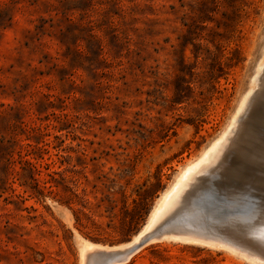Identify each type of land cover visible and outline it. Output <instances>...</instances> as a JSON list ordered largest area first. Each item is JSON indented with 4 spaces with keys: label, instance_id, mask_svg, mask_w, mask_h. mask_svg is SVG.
Masks as SVG:
<instances>
[{
    "label": "rangeland",
    "instance_id": "rangeland-1",
    "mask_svg": "<svg viewBox=\"0 0 264 264\" xmlns=\"http://www.w3.org/2000/svg\"><path fill=\"white\" fill-rule=\"evenodd\" d=\"M262 61L264 0H0V264H106L81 257L82 245L123 244L144 227L180 171L228 127ZM263 67L228 132L229 167L236 136L260 129ZM209 164L191 171L190 190L181 187L148 233H196L234 251L162 239L118 264L264 262L258 184ZM249 235L259 240L252 253Z\"/></svg>",
    "mask_w": 264,
    "mask_h": 264
},
{
    "label": "bare ground",
    "instance_id": "bare-ground-1",
    "mask_svg": "<svg viewBox=\"0 0 264 264\" xmlns=\"http://www.w3.org/2000/svg\"><path fill=\"white\" fill-rule=\"evenodd\" d=\"M263 63H264V61H262L261 62V64L259 65V67H258V69H257V72H256V74H255V76H254V78H253V82H252V85H251V87H250V89L248 90V92L245 94V96L243 97V99H242V101H241V103H240V105L238 106V108H237V110H236V113H235V115H234V117L232 118V120L230 121V123H229V125H228V127L225 129V131L196 159V160H194V161H192L191 163H189L188 165H186L181 171H180V173H179V175H178V177H177V179H176V181L174 182V184H172L167 190H165V192L162 194V196L160 197V199L158 200V202H157V204H156V206L154 207V209L152 210V212H151V214H150V217H149V219H148V221L146 222V224L144 225V227L133 237V238H131V240L130 241H128V242H125V243H123V244H117L116 246H108V245H102V244H99V243H94V242H90V241H86L83 245H82V247H81V251H80V254H81V257H86L87 255L89 256V254H91V256H92V254H99V255H101V257H106V264H118V263H120V262H122V261H124V260H128L130 257H131V255L136 251V250H138L139 248H141V247H143L144 245H146V244H148V243H150V242H153V241H155V240H162V239H174V240H181L182 242L184 241H199V244H200V242H202V243H205V244H209V245H220V246H222V247H225V248H229L230 250H233L234 251V249L229 245H227V244H225L226 242H229V241H226V242H224V243H220V240H219V243L218 242H215L216 240L214 239V241H213V239H205V238H202V236H199L198 238H196L197 237V235H196V237L194 238V237H189V236H191V234L192 233H189V236H184V235H179L178 234V232H176V231H174V232H176V234H162V235H160V236H152V234H149L150 232H152L151 231V229L154 227V226H156V224L159 222L160 223V221H162L163 222V220H161L162 219V217L164 216V213H165V211H167L166 209L170 206V205H172L173 203H174V201L176 200V197H177V195H178V193H179V191H180V189H181V187H183V186H185V184H186V182L187 181H185V184L183 185V182H184V180L187 178V176L191 173V171H193L194 169H196L197 167H198V169H200L199 168V164H203L204 165V163H206V164H209V163H216V165L218 166L217 168H221V169H219V170H224L226 173H227V178H235V179H240V180H242V181H245V182H247V181H252V183L255 185V184H258L257 186H258V189H257V187H255L254 185V188H256V190L257 191H259V193L261 192V194L262 195H264V100H263V102H262V105L260 106V108L262 109L261 110V113H260V111L258 112L259 114H257L255 117H257L258 118V120H259V124H257V126L260 128V129H258V130H252V129H246L245 131H244V133L243 134H240V136L239 135H237L236 137H238L237 139H235V141H234V143H235V145H234V149H235V151L237 152L236 154H238V162H236V163H233V166L232 167H229V166H227L226 164H224V163H226V161H228V160H226V159H228V158H226L225 159V155L227 154V152H226V147H227V145L229 144L228 143V141L230 142L231 140V135H230V137L228 138V132H229V130H230V128H231V126L233 127V125L234 124H237V117L239 116V114L241 113V112H244V110L242 111V109H243V107H244V105H245V102H246V100H248L247 98L250 96V94H251V92H254V91H252L253 90V88H255V85H256V77H257V75L260 73V70H262V67H263ZM264 68V67H263ZM263 73V72H262ZM262 75V74H261ZM258 77H259V75H258ZM257 77V78H258ZM261 78H262V76H261ZM261 78H259V79H261ZM261 81V80H260ZM258 82V81H257ZM259 88V87H258ZM261 88V87H260ZM264 89V88H263ZM258 92V91H257ZM262 94H264V93H262ZM261 95V94H260ZM259 95V96H260ZM254 96H256V95H254ZM258 97V96H257ZM260 97H263L262 95L260 96ZM260 97H258V99L260 98ZM256 98L254 97L253 98V100H255ZM262 99V98H261ZM252 100V101H253ZM260 100V99H259ZM257 101V100H256ZM248 102V101H247ZM249 102H251L250 100H249ZM254 103V102H253ZM256 103V102H255ZM254 103V104H255ZM250 104H252V103H249L248 105H250ZM257 105H260V104H258V103H256ZM257 105H255V106H257ZM254 106V105H253ZM254 106V108H256ZM245 108H246V106H245ZM247 108H249L248 106H247ZM246 108V109H247ZM258 109V108H257ZM257 109H256V111H257ZM249 110V109H248ZM260 110V109H259ZM246 111V110H245ZM253 111V110H252ZM255 111V109H254V113L256 112ZM244 114V113H243ZM242 114V115H243ZM247 115H248V113H246ZM245 114V115H246ZM243 117H245V116H243ZM239 118V117H238ZM251 118V117H250ZM241 120L243 119H245V118H240ZM240 120V121H241ZM236 122V123H235ZM248 123H250L249 122V120H248ZM254 123V122H253ZM252 123V124H253ZM240 124V123H239ZM245 125L247 124V123H244ZM256 124V123H255ZM257 126H256V128H257ZM239 127H240V125H239ZM246 127V126H245ZM247 127H249V126H247ZM253 127H255V125L253 126ZM241 128V127H240ZM250 128V127H249ZM232 129V128H231ZM233 129H238V128H236V127H234ZM232 129V130H233ZM235 130H233V132L232 133H234V131ZM242 130H244V129H242ZM237 132H238V130H237ZM239 132H240V130H239ZM231 133V132H230ZM234 136V135H233ZM235 137V136H234ZM226 138H228V139H226ZM233 143V142H232ZM233 146V145H232ZM231 146V147H232ZM227 149H229V148H227ZM233 149V150H234ZM232 150V149H231ZM226 152V153H225ZM231 151H229V153L228 154H232V153H230ZM234 152V151H233ZM235 154V155H236ZM227 157H229L228 155H226ZM235 158V159H236ZM225 160V161H224ZM224 161V162H223ZM231 164V163H230ZM210 165V167H213V166H211V164H209ZM215 165V164H214ZM208 165L207 166H205L204 168H202V170L203 171H207L208 172ZM206 168V169H205ZM213 168H216L215 166L213 167ZM209 170H210V168H209ZM198 171H201V170H198ZM203 171H201V173L203 172ZM194 172H196V170H194ZM223 172V171H222ZM250 172H252V173H254L255 174V176H254V179H251V175H249V173ZM200 173V174H201ZM203 174H210V173H202L201 175H203ZM213 174V173H212ZM225 174V173H224ZM194 175V174H193ZM193 175H192V173H191V176H192V178H193ZM199 176V175H198ZM198 176H196V177H198ZM219 176V175H218ZM225 176V175H224ZM195 177V176H194ZM195 177V178H196ZM202 177V176H201ZM191 178V179H192ZM195 178H193V179H195ZM193 179H192V181H193ZM174 180V179H173ZM197 180V179H196ZM198 180H199V178H198ZM205 180V179H204ZM218 180H220V179H218ZM231 180H233V179H231ZM217 181V180H216ZM188 182H190V178H189V181ZM194 182H195V180H194ZM193 182V183H194ZM212 182H213V180H212ZM220 182V181H219ZM233 182V181H232ZM235 182V181H234ZM251 183V184H252ZM196 184H198V183H196ZM234 184V183H233ZM232 184V185H233ZM247 184H248V182H247ZM225 185V184H224ZM193 186V185H192ZM196 186H199V185H196ZM230 186V185H229ZM186 188H185V190L184 191H189L190 190V188H188L187 186H185ZM194 187V186H193ZM205 187H208V186H205ZM222 187V186H221ZM239 187V186H238ZM245 187V186H244ZM243 187V188H244ZM247 187V186H246ZM252 187V186H251ZM184 188V187H183ZM218 188H219V186H218ZM226 188V187H225ZM230 188V187H229ZM187 189V190H186ZM249 189V188H248ZM253 189V188H252ZM251 189V190H252ZM211 190V189H210ZM223 190V189H222ZM227 190H229V192H231L230 191V189H227ZM234 190V189H233ZM239 192H242V191H240L239 189H237ZM251 190H249L250 192H251ZM255 190V189H254ZM164 191V190H163ZM162 191V192H163ZM206 191V190H205ZM215 191H217V189H215ZM214 191V192H215ZM237 191V192H238ZM246 191V189L243 191V192H245ZM183 192V191H182ZM190 192H192V191H190ZM203 192V191H202ZM210 192H212V191H210ZM228 192V193H229ZM235 192V191H234ZM237 192H236V194H234L233 192V195H234V197H235V195L238 197L239 195H237ZM201 193V192H200ZM216 194H217V192H215ZM227 193V192H226ZM227 193V196L229 195H231V197L233 196L232 194H228ZM252 193H254L253 191H252ZM251 193V195H253ZM255 193H256V191H255ZM258 193V192H257ZM258 193V194H259ZM183 194V193H182ZM182 194H180V195H182ZM185 194V193H184ZM186 194H188L189 195V192H187ZM185 194V195H186ZM205 194V193H204ZM220 194V193H219ZM246 194V193H245ZM245 194H243L244 196H245ZM199 194H197L196 196H198ZM212 195H214V194H212ZM221 195H223V194H221ZM255 195V194H254ZM261 195V196H262ZM192 196H194V194L192 195ZM200 196V195H199ZM198 196V197H199ZM202 196V195H201ZM204 196H206V195H204ZM220 196V195H219ZM225 196H226V194H225ZM260 196V197H261ZM189 197V196H188ZM195 197V196H194ZM231 197H229V198H231ZM240 197H242V196H240ZM240 197H238V198H240ZM246 197V196H245ZM264 197V196H263ZM190 198V197H189ZM228 197H226V199H227ZM262 198V197H261ZM180 199V198H179ZM225 199V198H224ZM259 199V198H258ZM181 200H184V198L183 199H181ZM200 200V199H199ZM202 200V199H201ZM230 200V199H229ZM242 200V199H241ZM240 200V201H241ZM261 200V199H260ZM264 200V199H263ZM261 201V202H263L264 203V201ZM192 201H194V200H192ZM227 201V200H226ZM244 201V200H243ZM186 202H187V200H186ZM221 202V201H220ZM224 202H225V200H224ZM223 202V203H224ZM248 202V201H247ZM155 203V202H154ZM193 203V202H192ZM191 203V205H193ZM212 203V202H211ZM227 203V202H226ZM184 204H187V203H185L184 202ZM183 204V205H184ZM188 204H189V202H188ZM187 204V206H189ZM220 204V203H219ZM230 204V203H229ZM228 204V205H229ZM234 204V203H233ZM236 204V203H235ZM257 204H259V203H257ZM263 205V204H262ZM261 204H260V206H262ZM176 206V205H175ZM185 206V205H184ZM201 206V205H200ZM225 206V205H224ZM230 206V205H229ZM248 206H250V205H248ZM153 207V206H152ZM179 207H182V206H179ZM243 207V206H242ZM173 208H175V207H173ZM176 208H178L177 206H176ZM182 208H184V207H182ZM181 208V209H182ZM189 208V207H188ZM214 208V207H213ZM225 208V207H224ZM232 208V207H231ZM244 208V207H243ZM152 209V208H151ZM238 209V208H237ZM262 209H263V206H262ZM175 210V209H174ZM235 210V209H234ZM239 210V209H238ZM256 210V209H255ZM257 210H259L258 208H257ZM180 211H182V210H180ZM243 211V210H242ZM247 211H249V210H247ZM192 212V211H191ZM220 212H222V210L220 211ZM178 213V212H177ZM190 212H188V214H189ZM186 213H184L183 212V215H185ZM210 214V213H209ZM221 214V213H220ZM249 214H250V212H249ZM168 215H170V214H168ZM168 215H166V216H164V217H166L165 219H167V216ZM180 215H181V212H180ZM238 215V214H237ZM235 215V217L237 218L238 216H241V215ZM254 216L256 215L255 213L253 214ZM252 215V217H251V219L254 217ZM230 216V215H229ZM234 215H232V217H233ZM250 216V215H249ZM248 216V217H249ZM164 217H163V219H164ZM169 217H172V216H169ZM245 217H247V216H245ZM245 217H243V218H245ZM176 218H178V217H176ZM219 218V217H218ZM223 218V217H222ZM227 218V217H226ZM226 218H224V219H226ZM164 219V220H165ZM181 219V217L180 218H178L177 220H180ZM185 219V218H184ZM229 219H231V218H229ZM238 219H240L239 221H241V218H239L238 217ZM249 219V218H248ZM175 220V219H174ZM203 220V219H202ZM212 221V220H211ZM222 221H224V220H222ZM227 221V220H226ZM226 221H224V222H222V223H225ZM234 221V220H233ZM249 221H251V220H248V222ZM161 222V223H162ZM208 222V221H207ZM213 222V221H212ZM247 222V223H248ZM254 222H256V221H254ZM257 222L260 224V225H264V211L263 212H261V214L257 217ZM195 223V222H194ZM221 223V224H222ZM228 223V222H227ZM233 223V222H232ZM243 223H244V221H243ZM246 223V224H247ZM250 223V222H249ZM248 223V224H249ZM165 224V223H164ZM176 224V223H175ZM233 224H235V221H234V223ZM233 224H231V225H233ZM238 224V223H237ZM254 224V223H253ZM258 224V225H259ZM158 225H160V224H158ZM158 225H157V227H158ZM186 225V224H185ZM209 225V224H208ZM210 225H211V223H210ZM213 225V224H212ZM220 225V224H219ZM224 225V224H223ZM240 225V224H239ZM243 225V224H242ZM242 225H240V226H242ZM245 225V224H244ZM243 225V226H244ZM256 225V224H255ZM218 226V225H217ZM221 226V225H220ZM219 226V227H220ZM228 226V225H227ZM235 226V225H234ZM245 226H247V225H245ZM253 225H251L250 227H252ZM185 227V226H184ZM187 227V226H186ZM202 227V226H201ZM229 227H230V225H229ZM228 227V228H229ZM232 227V226H231ZM231 227H230V229H231ZM236 227V226H235ZM234 227V229H236ZM159 228V227H158ZM183 228V227H182ZM181 228V229H182ZM204 228V227H203ZM208 228V227H207ZM217 228V227H216ZM221 228V227H220ZM224 228V227H223ZM239 228V230L241 229L240 227H238ZM247 228V227H246ZM245 228V229H246ZM257 228V226H254L253 228H251V229H256ZM157 229V228H156ZM176 229V228H175ZM184 229V228H183ZM210 229H212V228H210ZM209 229V230H210ZM243 229V228H242ZM152 230H154V228L152 229ZM178 230V229H177ZM187 230H188V228H187ZM207 230V229H206ZM226 230V229H225ZM231 230H233V228L231 229ZM244 230V229H243ZM247 230H250V229H247ZM252 230V231H253ZM148 231H150L149 233H148ZM164 231V230H163ZM189 231V230H188ZM211 231H213V229L211 230ZM227 231L228 230H226V233H227ZM238 231V230H237ZM251 231V230H250ZM255 231H257V229L255 230ZM263 231H264V229H263ZM180 232V234H182L181 233V231H179ZM218 232V231H217ZM221 232V231H220ZM228 232H232V231H228ZM240 232V231H239ZM239 232H236L237 234L239 233ZM245 232V231H244ZM247 232H249V231H247ZM156 233V232H155ZM171 233H173L172 231H171ZM193 233H194V231H193ZM225 233V232H224ZM246 233V232H245ZM157 234V233H156ZM185 234V233H184ZM196 233H194V235H195ZM232 234V233H231ZM230 234V235H231ZM240 234V237H241V232L239 233ZM243 234V233H242ZM255 234V233H254ZM193 235V234H192ZM193 235V236H194ZM200 235V234H199ZM225 235V234H224ZM227 235V234H226ZM244 235V234H243ZM264 235V234H263ZM228 236H229V234H228ZM238 236V235H237ZM261 236V235H260ZM221 237H223V236H221ZM239 237V236H238ZM252 237V236H251ZM250 237V235H249V238L248 239H250L251 238ZM254 237H256V234H255V236ZM253 237V238H254ZM145 238V240L144 241H142L141 243H140V241L142 240V239H144ZM263 239H264V237H262ZM228 239H231V238H228ZM227 239V240H228ZM247 239V238H246ZM251 241H249V243L250 242H254L255 244H256V242H258L259 240H257L256 242H255V240L256 239H254V241L252 240V239H250ZM236 240H234V242H235ZM222 242V241H221ZM237 242V241H236ZM192 243H194V242H192ZM238 243V242H237ZM242 243V242H241ZM248 243V242H247ZM248 243V244H249ZM260 244H261V240H260V242H259ZM258 243V244H259ZM137 244V245H136ZM239 244V243H238ZM245 245H246V243H245ZM252 245V243H250V245H247V246H251ZM263 245V244H262ZM236 246V245H235ZM243 246V245H242ZM253 246V245H252ZM212 247V246H211ZM238 247H239V245H238ZM254 247H256V246H253V247H251V249H250V252L252 253V251L254 250L253 248ZM259 247V246H258ZM262 248V247H261ZM237 249V248H236ZM243 249V251H244V248H242ZM248 249H249V247H248ZM253 249V250H252ZM226 250V249H225ZM259 250V249H258ZM237 252V251H236ZM245 253H246V251H244ZM258 252H260V251H258ZM136 253V252H135ZM237 253H239V255H241V256H244V257H246V258H248V259H250V260H255V258H253V257H250V256H247L245 253H242V252H237ZM260 254H263L262 252H260ZM260 254L258 253L257 255H259L258 257L259 258H262V256L260 257ZM240 256V257H241ZM251 256H253L252 254H251ZM264 258V257H263ZM262 258V259H263ZM87 259V258H86ZM244 259V258H243ZM84 261V260H83ZM82 261V262H83ZM89 261V260H88ZM255 261H257L258 263H260V264H264V262H262V261H258V260H255ZM125 262V261H124ZM252 262V261H251ZM87 263V262H86ZM92 264V263H91Z\"/></svg>",
    "mask_w": 264,
    "mask_h": 264
},
{
    "label": "trees",
    "instance_id": "trees-1",
    "mask_svg": "<svg viewBox=\"0 0 264 264\" xmlns=\"http://www.w3.org/2000/svg\"><path fill=\"white\" fill-rule=\"evenodd\" d=\"M25 155H27V153ZM24 161H25L26 165H28L29 167H33L32 162H30L29 160H24Z\"/></svg>",
    "mask_w": 264,
    "mask_h": 264
},
{
    "label": "water",
    "instance_id": "water-1",
    "mask_svg": "<svg viewBox=\"0 0 264 264\" xmlns=\"http://www.w3.org/2000/svg\"><path fill=\"white\" fill-rule=\"evenodd\" d=\"M155 202V201H154ZM152 208V207H151ZM145 240V238L144 239H142L141 241H140V243L142 242V241H144ZM137 245V244H136Z\"/></svg>",
    "mask_w": 264,
    "mask_h": 264
}]
</instances>
